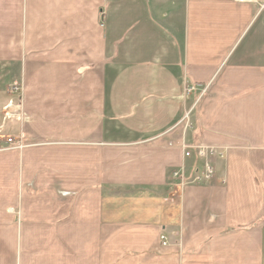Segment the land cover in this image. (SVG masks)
Masks as SVG:
<instances>
[{"label":"crops","instance_id":"obj_1","mask_svg":"<svg viewBox=\"0 0 264 264\" xmlns=\"http://www.w3.org/2000/svg\"><path fill=\"white\" fill-rule=\"evenodd\" d=\"M50 1L0 0V264H264V0Z\"/></svg>","mask_w":264,"mask_h":264},{"label":"built area","instance_id":"obj_2","mask_svg":"<svg viewBox=\"0 0 264 264\" xmlns=\"http://www.w3.org/2000/svg\"><path fill=\"white\" fill-rule=\"evenodd\" d=\"M237 3H245V4H258V0H234ZM262 7H264V3H261ZM198 87L193 86L187 78L183 79V88H182V97L185 98L188 95L196 94V90ZM205 92V89L200 90V96ZM189 112L184 113V117L188 118ZM24 147L23 137H5L0 138V150L5 149H21ZM185 156L191 157V154H195L201 163L200 168H196L193 173V177L187 181L185 179V170L180 169L175 171L172 174V177L175 180H178L180 187H184L188 184L192 185H205L210 183V181L214 178V164L216 161L222 160L224 158V154L222 152H217L214 149L202 148L201 146L187 147L185 146ZM161 244L166 245V239L164 236L160 237Z\"/></svg>","mask_w":264,"mask_h":264},{"label":"rangeland","instance_id":"obj_3","mask_svg":"<svg viewBox=\"0 0 264 264\" xmlns=\"http://www.w3.org/2000/svg\"><path fill=\"white\" fill-rule=\"evenodd\" d=\"M36 2L39 3V7H40V11L41 12H45L51 6V5H49V3L51 2L50 0H31L32 7H35V3ZM193 86H196V85H193ZM23 87H25V83L24 82L22 83L21 81H18V82H14L11 86H9L7 88L6 93L10 97L8 103L12 104L13 102H15L16 96L22 94ZM204 93L202 95H204ZM188 97H190V96L188 95L185 98L187 99ZM185 107L187 108L188 106H185ZM186 108L185 109H182L183 110V118H182V120L184 121L183 123H180L181 124L180 126L182 127V131L185 129V127H186V130H189V128H191V125L190 124L187 125V123H186V117H184V113L188 112ZM192 110H193V108L191 107L190 108V111H189V114H191ZM21 112L22 111H21V108H20V114H21ZM189 117L190 116L188 115V118ZM195 146H199V147L201 146L202 148L214 149L217 152H222L224 154V150H222L221 148H217V147H213V146L205 147V146H202V145H199V144H197ZM181 148L183 150V155L182 156H183L184 160L190 159V158H188V157L185 156V151H186L185 150V144H183L181 146ZM184 166L180 167L178 170H180V169H184L185 170V167ZM200 166H201V163H200ZM178 170H176V171H178ZM215 175H216V167H214V176H213L214 178H215Z\"/></svg>","mask_w":264,"mask_h":264}]
</instances>
